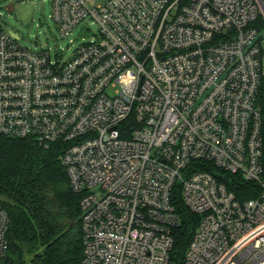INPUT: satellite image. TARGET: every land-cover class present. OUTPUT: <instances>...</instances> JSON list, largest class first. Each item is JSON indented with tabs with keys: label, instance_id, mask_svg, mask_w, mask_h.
<instances>
[{
	"label": "built area",
	"instance_id": "built-area-1",
	"mask_svg": "<svg viewBox=\"0 0 264 264\" xmlns=\"http://www.w3.org/2000/svg\"><path fill=\"white\" fill-rule=\"evenodd\" d=\"M50 1L63 36L97 32L54 62L0 31V135L63 146L81 264H170L178 196L201 217L182 264H264L261 1ZM9 230L0 204V260Z\"/></svg>",
	"mask_w": 264,
	"mask_h": 264
},
{
	"label": "trees",
	"instance_id": "trees-1",
	"mask_svg": "<svg viewBox=\"0 0 264 264\" xmlns=\"http://www.w3.org/2000/svg\"><path fill=\"white\" fill-rule=\"evenodd\" d=\"M258 27L264 31L263 17ZM258 102L264 144V78ZM62 153L61 144L46 148L31 138L0 135V204L10 216V249L0 264H81L82 196L71 189ZM219 175L241 201L255 199L262 192L259 185L240 175L222 171ZM175 203L181 223L173 230L170 264H182L201 217L187 208L181 196Z\"/></svg>",
	"mask_w": 264,
	"mask_h": 264
},
{
	"label": "rangeland",
	"instance_id": "rangeland-1",
	"mask_svg": "<svg viewBox=\"0 0 264 264\" xmlns=\"http://www.w3.org/2000/svg\"><path fill=\"white\" fill-rule=\"evenodd\" d=\"M52 14L50 0H0V31L23 47L49 51L54 62L66 61L80 45L92 38L98 26L91 21L85 22L63 36Z\"/></svg>",
	"mask_w": 264,
	"mask_h": 264
},
{
	"label": "water",
	"instance_id": "water-1",
	"mask_svg": "<svg viewBox=\"0 0 264 264\" xmlns=\"http://www.w3.org/2000/svg\"><path fill=\"white\" fill-rule=\"evenodd\" d=\"M261 1V3H262V6H263V10H264V2L262 1V0H260Z\"/></svg>",
	"mask_w": 264,
	"mask_h": 264
}]
</instances>
